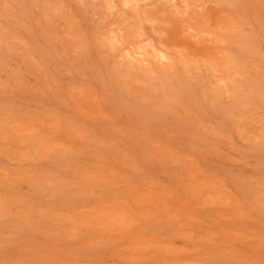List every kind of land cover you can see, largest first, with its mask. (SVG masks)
<instances>
[{
    "label": "rangeland",
    "instance_id": "obj_1",
    "mask_svg": "<svg viewBox=\"0 0 264 264\" xmlns=\"http://www.w3.org/2000/svg\"><path fill=\"white\" fill-rule=\"evenodd\" d=\"M0 264H264V0H0Z\"/></svg>",
    "mask_w": 264,
    "mask_h": 264
}]
</instances>
